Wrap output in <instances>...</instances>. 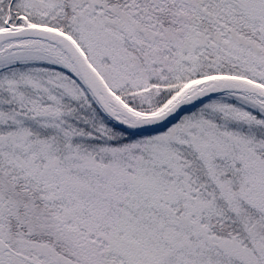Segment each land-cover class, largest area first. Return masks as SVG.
<instances>
[{
    "label": "snow or ice",
    "instance_id": "obj_1",
    "mask_svg": "<svg viewBox=\"0 0 264 264\" xmlns=\"http://www.w3.org/2000/svg\"><path fill=\"white\" fill-rule=\"evenodd\" d=\"M0 264H264V0H0Z\"/></svg>",
    "mask_w": 264,
    "mask_h": 264
}]
</instances>
